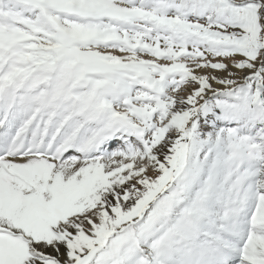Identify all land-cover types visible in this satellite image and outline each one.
Returning a JSON list of instances; mask_svg holds the SVG:
<instances>
[{
    "label": "snow or ice",
    "instance_id": "snow-or-ice-1",
    "mask_svg": "<svg viewBox=\"0 0 264 264\" xmlns=\"http://www.w3.org/2000/svg\"><path fill=\"white\" fill-rule=\"evenodd\" d=\"M0 264H264V0H0Z\"/></svg>",
    "mask_w": 264,
    "mask_h": 264
}]
</instances>
